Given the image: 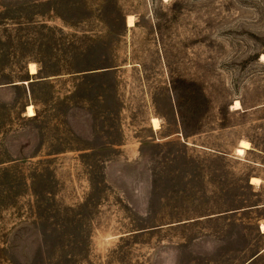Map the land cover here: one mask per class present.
Returning a JSON list of instances; mask_svg holds the SVG:
<instances>
[{
	"label": "rangeland",
	"instance_id": "374dc122",
	"mask_svg": "<svg viewBox=\"0 0 264 264\" xmlns=\"http://www.w3.org/2000/svg\"><path fill=\"white\" fill-rule=\"evenodd\" d=\"M263 225L264 0H0V264H264Z\"/></svg>",
	"mask_w": 264,
	"mask_h": 264
},
{
	"label": "bare ground",
	"instance_id": "6f19581e",
	"mask_svg": "<svg viewBox=\"0 0 264 264\" xmlns=\"http://www.w3.org/2000/svg\"><path fill=\"white\" fill-rule=\"evenodd\" d=\"M128 25H129V27H134L135 26V22H134V18L133 17H131L129 19ZM30 70H31V74L32 75H36L38 73L37 68H36L35 65H31L30 66ZM235 107L238 108V109H241L242 108L241 107V103L237 102ZM28 112H29L31 117L36 115L33 106L29 107ZM153 123H154L155 130H160L161 129L160 120L154 119ZM251 148H252L251 143H249L247 141H242L241 142V146L238 149V154L239 155H245L246 152L248 150H250ZM254 181L257 182L259 180L258 179H254ZM263 230H264V225H263Z\"/></svg>",
	"mask_w": 264,
	"mask_h": 264
},
{
	"label": "crops",
	"instance_id": "0c3cea01",
	"mask_svg": "<svg viewBox=\"0 0 264 264\" xmlns=\"http://www.w3.org/2000/svg\"><path fill=\"white\" fill-rule=\"evenodd\" d=\"M37 74H38V73H37ZM37 74H36V75H37ZM30 107H31V106H30ZM28 109H29V108H28ZM240 146H241V145H240ZM250 150H252V148H251ZM250 150H248V151H250ZM262 230H263V226H262ZM263 231H264V230H263Z\"/></svg>",
	"mask_w": 264,
	"mask_h": 264
}]
</instances>
